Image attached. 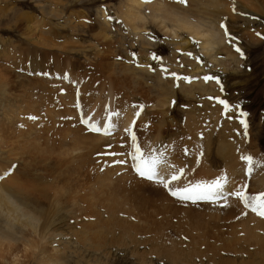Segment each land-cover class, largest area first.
Listing matches in <instances>:
<instances>
[{
	"label": "rangeland",
	"instance_id": "374dc122",
	"mask_svg": "<svg viewBox=\"0 0 264 264\" xmlns=\"http://www.w3.org/2000/svg\"><path fill=\"white\" fill-rule=\"evenodd\" d=\"M129 1L142 8L129 13L127 0H0V78L11 77L13 88L0 94V103L10 99L0 104V182L18 194L0 186V264H264V228L258 240L249 237L241 217L264 216L242 199L228 201L244 212L229 211L214 206L223 199L192 203L169 191L184 187L194 160L223 172L218 137L226 129L252 143V171L245 160L240 179L256 192L264 0ZM166 9L216 33L214 49L203 51ZM131 15L145 20L131 24ZM134 155L158 158L168 187L141 177ZM106 180L122 182L127 196L126 188L120 197L106 190Z\"/></svg>",
	"mask_w": 264,
	"mask_h": 264
},
{
	"label": "bare ground",
	"instance_id": "6f19581e",
	"mask_svg": "<svg viewBox=\"0 0 264 264\" xmlns=\"http://www.w3.org/2000/svg\"><path fill=\"white\" fill-rule=\"evenodd\" d=\"M217 1V0H216ZM142 6H144V5H142ZM212 6H214L213 4H212ZM216 6V5H215ZM140 7H141V5H140V3H137V2H135V1H129V0H127V3H126V8L128 9V11H129V13H132L131 11L132 10H136V11H138L139 9H140ZM147 7H149V9L152 7V5H149V6H147ZM146 7V8H147ZM142 8V7H141ZM132 9V10H131ZM153 10L155 11V10H159V11H161V8L160 7H158V6H154V8H153ZM166 13H167V16H166V18H167V20L168 21H171V22H173L174 24H177L178 25V29H183V31L185 30V31H187L191 36H193V37H196V39H199L201 42H200V44H201V47H202V49H203V51H208V52H211V50H213L214 49V47L213 48H211V42L212 41H214L213 39H215V38H217V34L216 33H214L213 31H208L207 33L206 32H202V30H201V28L200 27H197L198 25H196L194 22H192V21H189L188 20V18L187 17H185V16H181V15H179V14H177L176 15V13L175 12H173V11H169V10H167L166 9ZM176 16L178 17V19H176ZM130 19H128L129 20V22L131 23H133V24H135L136 22H138L139 20H142V22H144V17H137L136 15H131V16H128ZM141 22V23H142ZM131 23V24H132ZM199 25H201V24H199ZM165 26V25H164ZM202 27V26H201ZM163 30L164 31H166V32H168L167 31V28H166V26L163 28ZM28 31H32V28L31 27H28ZM8 74H9V72H8ZM15 76V75H14ZM22 78V77H21ZM14 80V79H13ZM19 80V79H18ZM17 80V81H18ZM22 81V80H21ZM16 82V81H15ZM23 82L21 83V84H18L17 85V87H19L20 89H22L23 90ZM12 81H11V77H7L5 80H4V78H0V94L2 95V97L4 96V94H10V90H12L13 88H12ZM13 85H15V84H13ZM16 89V88H15ZM25 89V88H24ZM17 90V89H16ZM11 95V94H10ZM9 95V96H10ZM8 96V97H9ZM15 96V95H14ZM17 96V95H16ZM19 96V95H18ZM29 96V95H28ZM10 98V97H9ZM23 98V97H22ZM18 99V98H17ZM24 99V98H23ZM9 101H10V99H9ZM9 101H8V103L6 102V101H4L3 100V102H6V106L7 105H9ZM3 102H1L0 104H3ZM12 102V101H11ZM159 105L161 106V108L164 110V106H165V104H160L159 103ZM10 107V106H9ZM14 108V107H13ZM160 108V107H159ZM1 109H3V108H1ZM19 109V108H18ZM157 109V108H156ZM7 110V109H6ZM18 111V110H17ZM159 111V110H158ZM8 112V111H7ZM6 112V113H7ZM5 113V114H6ZM14 113V112H13ZM165 115V114H164ZM193 115V114H192ZM221 115V114H220ZM194 116V115H193ZM195 117V116H194ZM13 118V117H12ZM216 118H217V116H216ZM16 119V118H15ZM218 121H219V119H218ZM213 122H216V121H213ZM191 125H192V122H191ZM191 125H189V128H190V130H193L194 129V125L193 126H191ZM205 125V124H204ZM203 125V126H204ZM196 126H198V125H196ZM210 126H211V124H210ZM198 127H200V125L198 126ZM198 127L196 128V129H198ZM213 127V126H212ZM211 127V128H212ZM207 130V129H206ZM216 130V129H215ZM219 130V129H218ZM196 131H198V130H196ZM197 133V132H196ZM262 134V133H261ZM192 135V134H191ZM197 135V134H196ZM219 135V134H218ZM209 136H210V134H209ZM6 137V136H5ZM256 137V136H255ZM261 137V136H260ZM28 138V137H27ZM248 140V139H247ZM246 140V137H244L243 135H236V134H232L231 132H229V131H226V129H224L222 132H221V136H219L218 137V141H219V144H220V147H221V149H220V156H221V160H223V166H222V168H224V170H223V172H221V173H219V172H217V171H214V170H212L211 169V167L210 166H208V164H205V163H200L201 165H198L197 164V162H196V160H194V162H192L193 164H192V167H191V169H189L190 171H192V174L191 175H189V172H188V169H187V173H188V176H183L182 178L186 181V184L184 185V186H186L190 181L193 183V182H195L196 180L198 181V182H196V183H203V184H211L213 181H215V180H217V179H220L222 176H226L227 178H228V180H229V183L225 186V189H224V192L225 193H227L230 189L231 190H236V189H239V188H241V187H246V186H242V184H244L245 182L243 181V180H241L240 179V176H242L241 174H242V172H243V170H242V168H244L243 166H244V164H245V160L244 159H242V157H246V156H248L249 155V153H248V149L249 148H251L252 147V143L250 142V141H247ZM259 140V139H258ZM209 141V140H208ZM211 141V140H210ZM14 142V141H13ZM213 142V141H212ZM217 142V141H216ZM249 142L251 143V144H249ZM258 143V142H257ZM12 144V143H11ZM47 144V143H46ZM77 144V143H76ZM78 144H79V142H78ZM209 144H211V142H209ZM214 144V143H213ZM218 144V143H217ZM37 145V144H36ZM80 146H83V145H81V144H79ZM39 146V145H38ZM209 146H211V145H209ZM216 146V145H215ZM5 147V146H4ZM76 147V146H75ZM74 147V148H75ZM219 147V146H218ZM207 148H208V146H207ZM78 149V148H77ZM209 149V148H208ZM59 150V149H58ZM81 149H79V151H80ZM84 150H86V149H84ZM69 151V150H68ZM73 151H74V149H73ZM75 151H78V150H76L75 149ZM73 152V153H76V152ZM47 153V152H46ZM56 153V152H55ZM218 153V152H217ZM262 153H260L259 154V156H258V162H257V171L256 172H254L253 173V177L252 178H256V181H255V183H254V185H253V187H254V190L256 191V192H253V193H251L250 192V195H258L259 193H262V192H264V175L263 176H259V174H260V172L261 171H264V156L263 155H261ZM62 155V154H61ZM64 156V155H63ZM61 157V156H60ZM171 158V157H170ZM220 159V158H219ZM10 160V159H9ZM199 163V162H198ZM247 163V162H246ZM185 166V165H184ZM188 166V165H187ZM187 166H185V168H187ZM195 166H197L196 168L198 169V172L194 169V167ZM189 167V166H188ZM213 167V166H212ZM179 168H182V166H181V164H180V166H179ZM158 169L159 170H162V162H160L159 163V165H158ZM182 170V169H181ZM184 170V169H183ZM218 170H221V169H218ZM179 171V170H178ZM184 171H186V169L184 170ZM182 172V171H181ZM232 172H233V177H232ZM159 174H160V177L161 178H165V176L164 175H162L161 174V172L159 171ZM183 174V173H182ZM187 175V174H186ZM255 175V176H254ZM186 177V178H185ZM107 179V178H106ZM193 180V181H192ZM106 181H110V180H106ZM120 181V180H119ZM112 183H113V181H112ZM111 183V181H110V183H108L107 184V188L108 189H106V190H110L111 191V188H110V186L112 187V190H113V193L114 194H116V195H120V194H122L123 192H122V188H123V190H124V193L122 194V195H124V196H127V195H125V191L127 192L128 191V189H127V186L125 187L124 185H120V184H122V182H117V183H113L112 184ZM180 183H182V181L181 180H179L178 181V184H180ZM193 184H195V183H193ZM2 185V188L4 189V190H6V191H8L9 192V195H11V196H14L15 198H17L18 199V197H17V193L16 194H13L14 192H12L11 191V189H10V187L8 186V185H5V184H2V182H0V186ZM104 185V184H103ZM114 185H115V187H116V189L114 188ZM246 185V184H245ZM105 187V186H104ZM106 188V187H105ZM136 188H138V187H136ZM135 188V189H136ZM103 189V188H102ZM129 191H130V189H129ZM138 191V190H137ZM131 194V193H130ZM116 195H115V197H116ZM132 195H134V194H132ZM132 195H130V197H132L133 198V196ZM120 197V196H119ZM134 197H136V196H134ZM231 197H234V196H229L228 198H227V200L226 201H224V199L223 198H221V199H223V200H221V199H219V200H221V202L222 201H224V202H222V203H215L214 204V206L216 207V206H223V205H221V204H227L228 206H231V207H227L228 209L227 210H231V211H238V210H240V209H237V208H239V204H240V202L239 201H237V202H234V201H228L229 200V198H231ZM137 198V197H136ZM135 198V199H136ZM142 199V198H141ZM165 199V198H164ZM115 200V199H114ZM120 200V199H119ZM132 200V199H131ZM137 200H138V198H137ZM142 200H144V199H142ZM21 201V205L22 206H25L26 208H29L30 209V205L28 204V202H27V200H25V199H21L20 200ZM117 201V200H116ZM115 201V203H117ZM135 201V200H134ZM146 201V200H145ZM138 202V201H137ZM213 202V201H212ZM217 202V201H216ZM112 203V202H111ZM115 203H113L114 204V206H115ZM119 203H121V202H119ZM112 204V205H113ZM122 204V203H121ZM148 204V203H147ZM219 204V205H218ZM236 204H238V205H236ZM170 205V204H169ZM211 205V204H210ZM186 207V206H185ZM154 208V207H153ZM183 208V207H182ZM250 208V207H249ZM215 209V208H214ZM250 209H252V208H250ZM187 210H190L189 211V213L191 212V208H187ZM206 210V209H205ZM223 210V209H222ZM229 210V211H230ZM244 209H241V211L240 212H242ZM183 211H184V209H183ZM215 211H216V209H215ZM218 212V211H217ZM244 212V211H243ZM256 213H257V211H255ZM39 216L41 215L39 212H36ZM214 213V212H213ZM234 213V212H233ZM214 214H216V213H214ZM214 214H211L212 215V217L215 219V218H217L216 216H219V214H217V215H214ZM232 214V213H231ZM235 214V213H234ZM208 215H210V214H208ZM240 215H242V214H240ZM243 215H245L246 217H243V216H241L242 217V220L244 221L242 224H243V228H244V230H245V233H246V235L247 236H249V237H253V238H255V239H257L258 240V238H257V236H259L260 235V233H261V230L264 228V220L263 219H261V218H258L255 214H253L251 211H248L247 212V214H245V212H244V214ZM198 216V215H197ZM191 217H193V216H191ZM196 219H198V217H195ZM200 218V217H199ZM219 218V217H218ZM237 219H238V217H237ZM189 220V219H188ZM216 220V219H215ZM220 220V219H219ZM239 220H240V217H239ZM201 221V220H200ZM208 221H212L211 219H207V222ZM219 222V221H218ZM45 225H46V223H45ZM212 227V226H211ZM46 228V227H45ZM240 228V227H239ZM43 231H44V228H43ZM263 232H264V229L262 230ZM41 235H43V234H41ZM264 235V234H263ZM43 236H45V235H43ZM42 237V236H41ZM40 237V239H42L43 240V237L41 238ZM45 239V238H44ZM259 241H263L262 240V237L259 239ZM257 242V241H256ZM3 244V243H2ZM5 245V244H4ZM264 247V246H263ZM5 248V247H4ZM11 248V247H10ZM12 249V248H11ZM23 253V252H22ZM38 260V259H37ZM38 262H39V264H52V261H51V259L50 258H42V259H40V260H38ZM37 262V263H38Z\"/></svg>",
	"mask_w": 264,
	"mask_h": 264
},
{
	"label": "snow or ice",
	"instance_id": "6c2138e0",
	"mask_svg": "<svg viewBox=\"0 0 264 264\" xmlns=\"http://www.w3.org/2000/svg\"><path fill=\"white\" fill-rule=\"evenodd\" d=\"M220 104H225V101L220 100ZM227 107V105H225ZM243 115V113H241ZM243 123V121H242ZM246 126V125H245ZM94 131H99V128H93ZM136 137L133 136V142H135ZM136 152L139 153V147L136 148ZM249 164L248 172L252 171L253 158L251 156L242 157ZM133 160L138 161L133 165L136 172L148 181H155L159 184H163L168 187V183L160 177L158 171V165L160 163L159 159L156 157L145 158L143 155L133 156ZM123 161H121L122 163ZM179 177L173 175L171 177L172 181H177ZM229 183L226 176H222L220 179L213 181L211 184L195 183L189 182L183 188L172 189L169 188L171 195L173 197H180L183 201H191L192 203H197L199 201H217L223 198L225 201L229 196H234L238 199H242L244 203L251 207L253 211H257L260 216H264V192L258 195H249L244 187L236 190H229L227 193L224 192L225 186Z\"/></svg>",
	"mask_w": 264,
	"mask_h": 264
}]
</instances>
